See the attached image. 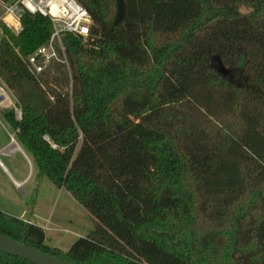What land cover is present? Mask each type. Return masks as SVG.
I'll use <instances>...</instances> for the list:
<instances>
[{"label":"trees","instance_id":"obj_1","mask_svg":"<svg viewBox=\"0 0 264 264\" xmlns=\"http://www.w3.org/2000/svg\"><path fill=\"white\" fill-rule=\"evenodd\" d=\"M78 1L89 35L41 73L50 17L0 22V79L38 174L96 228L62 250L0 209V234L71 264H264V0Z\"/></svg>","mask_w":264,"mask_h":264},{"label":"rangeland","instance_id":"obj_2","mask_svg":"<svg viewBox=\"0 0 264 264\" xmlns=\"http://www.w3.org/2000/svg\"><path fill=\"white\" fill-rule=\"evenodd\" d=\"M2 7L0 5V14ZM6 85V84H5ZM7 94L14 97V92L5 86ZM11 107L15 103L8 100ZM20 109L16 108V114L20 117ZM36 171V170H35ZM27 194L17 191L18 202L15 204L3 201L1 206L9 214L19 215L24 206H35V214L32 219L42 226L46 232V242L50 245L60 246L62 250H68L80 237H85L96 228L95 218L66 188H59L46 175L34 172L33 179L25 187ZM28 203V204H26ZM3 209V210H4ZM50 222V223H49ZM49 223L48 229L46 228Z\"/></svg>","mask_w":264,"mask_h":264},{"label":"built area","instance_id":"obj_3","mask_svg":"<svg viewBox=\"0 0 264 264\" xmlns=\"http://www.w3.org/2000/svg\"><path fill=\"white\" fill-rule=\"evenodd\" d=\"M0 5L2 7L0 22L17 34L22 30V16L25 12L40 13L50 17L54 26L50 40L27 58L28 66L34 73L43 72L53 63L67 64L62 40L64 34L88 36L90 33L91 13L78 0H12L9 2L0 0ZM3 36L4 31L0 26V40ZM23 219L28 223H35L31 219ZM48 228H50L49 223L45 229Z\"/></svg>","mask_w":264,"mask_h":264},{"label":"crops","instance_id":"obj_4","mask_svg":"<svg viewBox=\"0 0 264 264\" xmlns=\"http://www.w3.org/2000/svg\"><path fill=\"white\" fill-rule=\"evenodd\" d=\"M5 86L4 81L0 79V209L2 210L4 209L1 206L3 201H7L6 203L9 204L14 202L13 204H15L20 200L16 194L17 191L23 195L27 194L25 187L33 179L34 172H37L31 157L18 142L15 131L11 129L4 117V112L12 108L8 100L10 102L14 100V107L17 108L15 96L10 97ZM28 206H24L23 211L18 216L13 215L22 219L33 220L32 216L36 215L35 206L33 208ZM3 211L6 212L7 210L4 209Z\"/></svg>","mask_w":264,"mask_h":264},{"label":"water","instance_id":"obj_5","mask_svg":"<svg viewBox=\"0 0 264 264\" xmlns=\"http://www.w3.org/2000/svg\"><path fill=\"white\" fill-rule=\"evenodd\" d=\"M0 251L20 256L35 264H71L52 254L30 247L25 242H18L0 234Z\"/></svg>","mask_w":264,"mask_h":264}]
</instances>
